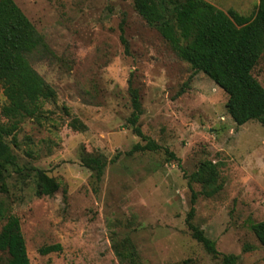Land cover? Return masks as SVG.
<instances>
[{
    "label": "rangeland",
    "instance_id": "rangeland-1",
    "mask_svg": "<svg viewBox=\"0 0 264 264\" xmlns=\"http://www.w3.org/2000/svg\"><path fill=\"white\" fill-rule=\"evenodd\" d=\"M14 1L53 52L30 62L56 91L6 138L16 162L0 180V199L21 220L31 264H130L118 253L131 250L140 264H221L187 226L189 184L197 193L193 223L217 249L237 255L236 264H264L251 228L264 220V127L237 125L227 94L174 52L134 0ZM207 1L249 16L259 2ZM253 75L264 86V53ZM130 77L141 96L140 126L158 150L131 151L144 141L127 123ZM6 102L0 88V114ZM89 157L107 162L100 180ZM37 170L60 189L37 195ZM57 243L60 251L39 252ZM8 258L0 251V264Z\"/></svg>",
    "mask_w": 264,
    "mask_h": 264
},
{
    "label": "trees",
    "instance_id": "trees-1",
    "mask_svg": "<svg viewBox=\"0 0 264 264\" xmlns=\"http://www.w3.org/2000/svg\"><path fill=\"white\" fill-rule=\"evenodd\" d=\"M137 12L168 42L174 52L190 63L198 72L209 76L228 96L226 109L237 125L258 121L264 127V86L253 75V68L264 53V0H259L254 16L236 10L224 11L207 0H134ZM121 40L128 49L124 24L120 25ZM53 54L22 9L14 0H0V88L7 102L0 114V180L8 165L16 162L6 138L14 136L25 116H37L40 102L56 96L55 89L33 67L31 56ZM132 76V73H131ZM132 111L127 123L144 143L135 144L131 151H155L161 146L146 135L140 126L143 113L139 89L129 79ZM74 129L83 124L74 119ZM172 158L173 152L165 150ZM97 180L107 165L105 159L89 157L86 164ZM60 182L44 170H37V195H53ZM192 196L186 223L192 236L214 257L221 256V264H236L237 255L221 253L216 242L193 223L197 193L189 184ZM220 187L205 190L213 195ZM0 251L8 253L7 264H31L21 220L6 201L0 199ZM252 231L264 246V220L253 223ZM60 244L42 246L43 255L60 251ZM121 262L140 264L136 250L118 253ZM177 264V263H165Z\"/></svg>",
    "mask_w": 264,
    "mask_h": 264
}]
</instances>
